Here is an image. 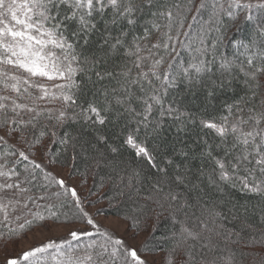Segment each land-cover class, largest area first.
<instances>
[{"label": "snow or ice", "instance_id": "1", "mask_svg": "<svg viewBox=\"0 0 264 264\" xmlns=\"http://www.w3.org/2000/svg\"><path fill=\"white\" fill-rule=\"evenodd\" d=\"M22 241L5 264H264V0H0Z\"/></svg>", "mask_w": 264, "mask_h": 264}, {"label": "rangeland", "instance_id": "2", "mask_svg": "<svg viewBox=\"0 0 264 264\" xmlns=\"http://www.w3.org/2000/svg\"><path fill=\"white\" fill-rule=\"evenodd\" d=\"M66 172V170H65ZM75 179V178H74ZM69 183H73V181H69ZM104 207V202L101 201L99 204H97L95 207L92 208H87V210L89 212H95L96 208H103ZM104 211L106 213H110V209L104 208ZM98 219L102 222V223H109V221L111 220V217L109 216L108 219H105V217L102 215L100 217H98ZM143 236H140L137 238L136 241H132L131 238L129 237V243H138L139 240H142ZM27 247V242L26 241H22L20 243H18L15 246L9 245V247L7 249H4L3 247L0 249V264H3L4 261L6 260L7 256H14L17 253H19L20 251L24 250V248Z\"/></svg>", "mask_w": 264, "mask_h": 264}, {"label": "trees", "instance_id": "3", "mask_svg": "<svg viewBox=\"0 0 264 264\" xmlns=\"http://www.w3.org/2000/svg\"><path fill=\"white\" fill-rule=\"evenodd\" d=\"M87 210V209H86ZM88 211V210H87ZM111 212V211H110ZM2 248V246H0V249ZM3 264H5V261H4V263Z\"/></svg>", "mask_w": 264, "mask_h": 264}]
</instances>
